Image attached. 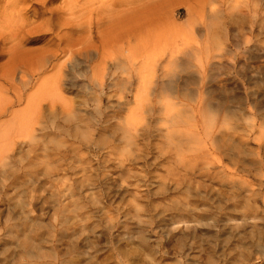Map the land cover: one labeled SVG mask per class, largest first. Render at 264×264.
<instances>
[{"label": "rangeland", "instance_id": "rangeland-1", "mask_svg": "<svg viewBox=\"0 0 264 264\" xmlns=\"http://www.w3.org/2000/svg\"><path fill=\"white\" fill-rule=\"evenodd\" d=\"M127 1L101 0L99 4L94 1L95 3L88 5V9L93 7L94 11L90 12V16L105 20L108 14L98 13L100 8L116 7L114 10L117 12L122 8V3ZM130 1L134 23L144 15L150 31L157 29L154 33L162 32L157 33L160 36H151L154 44L163 45L167 42L168 44H164L169 48L171 45L168 41L172 37L168 38V34L173 35L174 32L172 29L167 31L164 25L180 27L181 31H177L180 37L177 38L188 44L177 39L179 46L186 52L178 61L187 60L188 66L184 70L175 63L166 62V58L162 57L161 67L166 72L174 70L183 77L191 73L194 70L190 67L191 63L196 64L195 59H201L206 48L214 53V63H222L205 71V74L211 75V79L207 78L206 85L214 89L208 96L211 107L204 112L206 115L211 114L216 122L213 129L218 149L216 152L210 149L214 160L209 164L199 156L197 161L185 167L180 164L173 166L171 157H166V148L162 146L163 137H173L172 132L165 131L164 115L157 107L142 114H129L139 104L134 100L136 94H145L155 104L157 98L162 96L159 87L146 92L136 88L139 75L153 73L151 66L159 57V49L150 42L151 50L145 55L134 44L128 65L122 68L121 55L116 57V61L113 59L106 62L107 70L113 72L115 77L131 75L132 83L125 86L111 85V77H104L105 88L101 92L103 99L100 109L91 102L86 106H79L81 116L89 119V123L87 120L85 122L86 128L91 122L95 125V130L89 134L91 142L80 144L81 153L88 160L87 164H83L85 170L71 165L62 175L68 179L67 182L59 181L57 177L61 176L53 173L38 174L36 181L23 185L20 193L13 199L0 201V264H64L65 261L66 264H264V0H210L209 4L205 3L197 11L193 23L198 28L193 34L188 31L191 21L186 10L187 7L194 6L193 0ZM58 2L59 0H53L52 4ZM87 4L84 8L85 16L88 15ZM33 7L32 4L31 8ZM1 18L5 19V16ZM158 27H163V31H166L163 32ZM179 31L185 36H181ZM154 33L150 32L151 35ZM42 38L46 37L35 35L32 38L31 35L28 40L23 41V45L26 49H38L43 44ZM82 47L80 56L85 51L84 43ZM50 48L52 49L51 45ZM69 48L75 50L76 45H69ZM188 51L191 53H187ZM77 58L79 57H74ZM97 62L98 58L93 52L80 64L81 69L85 67L82 71L86 70L89 75V68ZM49 73L39 74V80ZM157 74L162 73L159 71ZM194 87L195 85L182 84L178 89L181 93L177 104L190 107L195 103ZM27 88L24 97L34 91V88L29 89V85ZM90 90L93 89L88 85L87 79L84 76L78 77L75 86L63 85L56 99L61 94L66 103L77 102ZM225 97L227 101L222 107L217 100ZM118 100L122 102L119 104ZM186 100L188 105H185ZM58 103L52 106L56 112L53 128L46 129V133L39 136L41 138L35 153L27 156L26 150L22 151L21 163L27 166L36 163L41 172L45 164L43 150L51 146V137H55V143H64L59 145V150L66 155L71 154L68 146L76 138L61 135L55 130L56 126L67 125V121L61 118ZM44 104L47 105L43 108L45 111L52 108L51 104ZM73 105L75 106L72 104L70 107L77 109ZM24 106L23 100L19 108ZM181 112L189 115L187 111ZM128 115L135 120L137 129L132 130V134L139 144L132 148L141 157L130 168L138 180L130 178L129 185L117 186L121 171L111 161L107 162V155L110 154L109 150L112 151L111 147L114 149V156L126 152L124 133L118 127V121ZM136 121L142 122L141 125ZM189 124L181 122L177 126L178 134L191 132L200 136L198 138L204 136L203 125L198 129L192 128V131L187 127ZM100 137L104 144L95 146V141ZM143 137L147 139L143 140ZM43 138L49 139V142H40ZM209 142L211 140L206 146ZM74 143L77 145L79 142ZM52 146L56 147L54 143ZM88 170L93 178L88 177ZM107 170H110L109 173H104ZM164 175L176 179L177 185L161 186V176ZM25 176L23 174L21 177L23 181ZM30 176L26 177V181ZM84 176L88 180H94L95 177L93 185L88 189L83 185L82 189H86L90 197H96L97 201H93L94 204L91 198L79 201L81 207L76 208L71 201L76 195H68L70 190L78 194L76 188L80 186ZM102 178H108V181L104 179L107 182L101 185L99 183L104 182ZM7 192H10L9 188ZM57 193L59 200H55ZM172 198L191 204L187 206V211L177 212L168 207L164 210L165 203ZM135 201L139 206L137 217ZM14 204L20 206L14 207ZM154 205L158 206L157 209ZM155 210L160 212L157 214ZM83 214L87 220L82 218L81 223L85 227L80 230L78 218ZM139 219L143 221L142 229L134 231L139 226ZM177 220H188L193 225L182 233H172ZM22 221L25 224V221H34L43 227L41 238L32 234L33 240L39 243L34 245L43 249L41 258L22 259L24 247L21 246L20 239L21 233L26 232ZM73 244L78 246L76 251L68 250Z\"/></svg>", "mask_w": 264, "mask_h": 264}, {"label": "bare ground", "instance_id": "bare-ground-1", "mask_svg": "<svg viewBox=\"0 0 264 264\" xmlns=\"http://www.w3.org/2000/svg\"><path fill=\"white\" fill-rule=\"evenodd\" d=\"M52 1L53 0L0 1V201L13 199L20 193L23 185H26L27 182H35L38 174L46 175L53 173L56 174V176H61L59 178L57 177L59 181L67 182L68 179L64 178L62 175L68 171L67 169L70 168L71 165L75 168L81 167V170H85L83 164H87L88 160L82 155L80 144L84 145V143L91 142L89 134H92L91 132L95 130V125L91 122L86 128L85 125H87V123L85 122L87 120L89 123V119L81 116L82 114L78 112V109L81 110L79 106H86L88 102H91L100 109V102L103 99L101 92L105 88L103 82L104 77H111V85L119 84L125 86L132 83L133 78L131 75L115 77L113 72L107 70L106 62L112 61L113 59L116 61L121 55L122 68L128 65L132 56L131 48L134 47V44L141 53L145 52V55L148 54L147 51L151 50L150 46L152 44L156 49H159V57L153 61L151 66L153 68V73L151 75H139L136 88L137 90L146 92L148 89L153 91L159 87V93L162 94V96L158 95L159 97L155 104L154 101L149 100L145 94H136L134 100L136 104H139L135 109L130 111L129 114H142L157 107L158 111L164 115L163 118L166 123L165 131L166 133L172 132L173 137H163L162 146L166 148V157H171V164L173 166L180 164L181 167H185L197 161L199 156H202L206 163L212 164L214 157L210 149H212V152H216V149H218V145L215 143L217 138L213 129L216 127V122L213 120L211 114L206 115L204 112L211 107L208 96L214 90L210 88V86L208 87V84L206 85L207 78L209 79L211 75L205 74V71L211 69L216 64H222L221 62H213L214 53L206 48L204 51L205 55L201 59H195L196 64L191 63V66L189 65L194 68V70H192L193 72H189V74H186L184 77L174 70L166 72V70L161 67L162 61L160 62V58L162 57L163 59L166 58V62L171 64L175 63L184 68V70L188 66L186 63L187 60L182 62L178 61L179 58H182L186 53L177 42V39L181 41V38H177V36L180 37L177 32L180 30V27L168 26L165 23L166 25L164 26L167 27H165L166 30L172 29L174 34H168V36H170L168 38L172 37L170 41H168L171 46H169V48L168 45L165 47V44L168 43L164 42L165 44H161V47L160 44L157 45L156 42V44H154L151 40L157 33L159 34L162 32L158 31L154 33L157 29H151L154 33V35H151L152 33L150 34L151 31L148 28L149 23L147 21L146 24L144 15L139 17V19H141L140 21L134 23V16L131 9L132 1L130 0H126L127 2H124L125 4L122 3V8L120 10L117 9V12L114 10L116 7H111V2H113V0L110 2L111 8L106 9L99 7L100 9L98 11L100 12L98 13L103 12L102 15L108 14L105 20H102L101 17H94V15L91 17L90 12L92 13L93 7H91V10L88 9V5L90 6L96 1L99 4L101 0H93L92 2H90V0H59L58 4L55 5L52 4ZM193 2L195 3L194 6L187 7L186 9L188 19L191 21V24L188 25L189 34H193L198 28L196 24L193 23L196 19L195 16L197 11L202 9L205 3L209 4L210 0H193ZM86 3H88L86 7L88 15L85 16L84 12L86 13V11H84V8ZM32 4L34 5L33 8H31ZM1 16H5V19H2ZM158 29H162L163 31L164 28L158 27ZM31 35L32 38L35 37V35L46 37L42 38L44 40L40 48L30 50L24 47L23 41L28 40ZM180 35L185 36L182 32H180ZM182 41L185 42V40ZM150 42H152V44H150ZM83 43L85 51L83 56H80L82 54ZM73 44L76 45L75 50L69 48V45ZM184 44H186V42ZM93 52H95L98 62L89 68L88 75L86 70L82 71L85 67L81 69L80 64ZM46 53L49 55H46ZM187 53H191V51ZM74 57L79 58L74 59ZM159 71L162 73L161 75L157 74ZM45 72L50 73L46 75L45 78L43 77L42 80L40 79V81L39 78L41 76L38 77L39 74H45ZM82 76L87 79L88 85L93 90L87 91L88 94L77 102L67 101L66 103V101L62 100L61 94H59L61 98L59 97L58 100L56 99L63 85H68L69 87L75 86L76 83H78V77ZM182 84L195 85L193 88L196 92V97L194 99L195 103L190 107L177 104L180 102L179 93H181L178 89H180ZM28 85L29 89L34 88V91L24 97ZM54 98L57 101H55ZM23 100L25 101V106L20 109L19 105ZM172 100L174 101L172 102ZM226 101L227 98L225 97L217 100V103L222 104V107H224ZM46 102L51 104L50 107L54 106L56 102H59L58 110H60L61 118L67 121L66 126H56L55 130L61 135L76 138L72 139V144L68 146L70 147L69 150L71 154L66 155L64 151L59 150V147L64 145V143H55V137H51V146L43 150L42 157L45 158V164L41 172L38 171L39 168L36 163L27 166L26 164H22L21 160L22 151L26 150V155L32 156L30 154H34L38 148V140L41 138L39 136L45 134L46 129L53 128L52 123L56 119V112L53 110V107L47 108L46 112L45 109H43L47 106L44 104ZM117 102L120 104L122 101L118 100ZM72 104H75L77 109L70 107ZM188 104L186 100L185 105ZM181 110L189 112V115H184ZM100 113L101 111L98 112V114ZM189 121H191L190 124ZM134 122L135 120L130 118L129 115L118 121V127L124 133L123 138L125 140L126 152H120L118 156H114V149L112 147V151H108L110 154L107 155V162L111 161L112 165L121 171V173L118 174L117 186H122L123 184L129 185L130 183H128V180H130V178L138 180V177L135 173L132 174V168H130V165L137 162V159L141 157L140 154H135L132 148L133 145L137 146L139 144L132 134V130H137ZM181 122L189 124L187 127L190 130H192V128L198 129L203 125L202 132L204 136L198 138L200 136H195L191 132H187L188 134H178L177 126ZM137 123L141 125L142 122ZM173 128L175 129L173 130ZM145 139L147 138L143 137V140ZM209 140H211V143L209 142L210 144L206 146ZM75 141L79 143L75 145ZM40 142L47 144L49 139L43 138ZM53 143L56 145L55 148L52 146ZM97 144L101 146L104 144L102 137L95 141L94 145L96 146ZM107 145H109V143ZM111 145L114 146L113 143H111ZM65 162L68 163L64 165ZM103 162H105V158H103ZM109 171L110 170H107L104 173H109ZM87 173L89 174L88 177L92 176L93 178L90 170H88ZM23 174L26 175L24 181L21 179ZM28 175L31 176L26 181ZM88 177L84 176L80 186H77L76 189L79 191L78 194L70 190V194L68 195V197L76 195L79 199L75 197V199L71 200L76 208L81 207L79 201L90 200V198L93 204V201H97V198L90 197V193L86 190L90 185L95 183V177L94 180H88ZM161 177V186L165 187L166 184L176 186L178 183L175 181L176 179H172L173 177L166 175ZM102 179L104 181V179L107 180L108 178ZM84 181L86 182L83 183ZM107 181H101L99 184L102 185V183H106ZM83 185H86L87 188L82 189ZM7 188L10 190L9 193L7 192ZM67 193H69V191ZM57 195L59 196V193L55 195V200H59ZM190 204L191 203L188 201L182 203L172 198L165 203L163 208L167 210L166 207H168L177 212L180 210L187 211V206H190ZM16 206H20V204H14V207ZM157 207V205H154L155 209H157ZM135 208V210H137L135 214L137 217L139 215L137 201H135ZM155 211L157 214L160 212L158 210ZM84 216L85 214L78 218V227L80 230H83L85 227V225L81 223L82 218L87 220ZM25 222L26 224L24 222L22 223V227L26 232L21 233L22 238L20 239V244L24 247L22 259L25 260L32 257L41 258L44 254L43 249L34 245L39 243L33 240L32 234L41 238V229L43 227L39 226L41 224L34 221ZM142 222L143 221L139 219V226L134 231L142 229ZM181 222L182 225H180ZM174 223L177 225L173 227L172 230L174 231H172V233H182L183 231L189 230L193 225L188 220H177ZM40 240L41 239H39V241ZM71 243H69L70 246ZM74 244L76 243L74 242ZM76 248H78V246L74 245L68 250L76 251ZM64 264H66V261Z\"/></svg>", "mask_w": 264, "mask_h": 264}]
</instances>
